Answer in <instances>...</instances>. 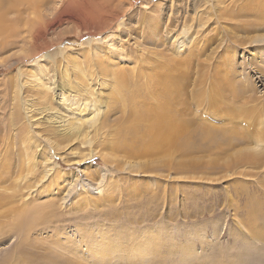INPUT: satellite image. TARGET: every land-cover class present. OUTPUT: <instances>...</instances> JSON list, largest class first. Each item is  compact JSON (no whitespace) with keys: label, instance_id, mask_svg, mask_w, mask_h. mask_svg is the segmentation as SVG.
<instances>
[{"label":"rangeland","instance_id":"obj_1","mask_svg":"<svg viewBox=\"0 0 264 264\" xmlns=\"http://www.w3.org/2000/svg\"><path fill=\"white\" fill-rule=\"evenodd\" d=\"M137 1L7 15L0 264H264V0Z\"/></svg>","mask_w":264,"mask_h":264},{"label":"bare ground","instance_id":"obj_2","mask_svg":"<svg viewBox=\"0 0 264 264\" xmlns=\"http://www.w3.org/2000/svg\"><path fill=\"white\" fill-rule=\"evenodd\" d=\"M21 1H24V0H8V2H7V0H0V36H3L4 34H6L7 33V31H8V27H7V25H6V23H7V20H6V17H7V15L11 12V11H17V9H19V2H20V4H21ZM47 1L48 0H27V2H28V4H27V6L26 7H28V6H31V7H35V6H40V4H43L44 2H46L47 3ZM8 3V4H7ZM45 4V3H44ZM42 6V5H41ZM30 8V7H29ZM27 9V8H26ZM12 25V24H11ZM16 30V29H15ZM14 37V36H13ZM17 37V36H16ZM10 38H12V36L10 37ZM5 49V47L4 46H1L0 47V51H3ZM175 65V64H174ZM177 69V68H176ZM171 70H173V69H171ZM175 72L173 71V73L171 72V73H168L169 75H172V74H174ZM176 74H179V77H178V80L176 79V80H170L168 83H170L171 81H174V82H172V83H170L169 84V86L171 85V87L173 88V87H175L177 84H180L181 82H180V72H177ZM168 75V76H169ZM184 76V75H183ZM169 78V77H168ZM184 80V79H183ZM185 81V80H184ZM39 85V84H38ZM178 88V87H177ZM180 88V87H179ZM173 91V92H172ZM172 91H165L164 92V102L167 104H165V107L163 108V109H156L155 111H153V113H152V115L151 116H153L152 118L153 119H157L158 121L156 122V123H152L151 125H150V129H151V131L152 132H154V128H152L155 124H157L158 123V125H155V127H157V129H160V134H158L157 136H160L161 137V142H163V141H167V140H169L170 139V142L172 141L171 139H173L174 138V136H178V134L177 133H179V131L181 130L180 128H182L183 127V125L181 126V124L180 125H178L179 123L177 122V120L179 121V119H178V117L182 114V109L179 107V109H177L176 107L174 108V109H170L169 108V105L171 104V101H172V99H174L173 98V94H175V96L178 98V92L177 91H175L174 90V88L172 89ZM169 94H168V93ZM173 93V94H172ZM177 94V95H176ZM174 96V97H175ZM180 96V95H179ZM129 97V96H128ZM135 98L136 97H134V96H130L129 97V100H130V102H134L135 101ZM175 100H176V98H175ZM63 101V100H62ZM71 106V105H70ZM72 107V106H71ZM177 110V111H176ZM82 111H84V110H82ZM176 115H178L177 116V118H175V117H173V116H176ZM51 119H53V118H51ZM56 120L57 121H53V122H55L56 124H64V123H68V121H66L63 117H59V116H57L56 117ZM173 120L174 121H176V122H173ZM76 127H74V129H76L77 127L78 128H80L82 125L79 123V121L78 122H75V123H73ZM183 124V123H182ZM172 128V129H171ZM74 131V130H73ZM163 131V132H162ZM182 131V130H181ZM76 132V131H75ZM74 132V133H75ZM72 135V134H71ZM158 138V137H157ZM160 139L158 140V142H155V144L152 142V140H151V142H152V144H154V145H152V146H158L159 144H160ZM151 142H150V144H151ZM169 142V143H170ZM173 142V141H172ZM165 143V142H164ZM177 143L178 142H176L175 144L177 145ZM166 144V143H165ZM172 144H174V143H172ZM155 146V147H156ZM151 147V146H150ZM167 148V147H166ZM152 149H153V147H152ZM155 149H157V148H155ZM158 150V149H157ZM157 150H155V151H157ZM152 151V150H151ZM4 171H5V173L4 174H2V176H1V178H0V185L2 184L3 186H4V184H6V182H7V172H8V167L7 166H5L4 168ZM4 175V176H3ZM73 185H75V184H73ZM7 199H9V194H6V193H0V203H6V200ZM34 212H36V211H34ZM36 214H38V213H35L34 215H36ZM38 217V216H37ZM34 219H36V218H34ZM34 222V221H33ZM31 223V222H30ZM30 223H28V224H30Z\"/></svg>","mask_w":264,"mask_h":264},{"label":"water","instance_id":"obj_3","mask_svg":"<svg viewBox=\"0 0 264 264\" xmlns=\"http://www.w3.org/2000/svg\"><path fill=\"white\" fill-rule=\"evenodd\" d=\"M156 1L157 0H138L137 2L132 4L131 8L127 12V15L131 14L132 12L137 10L138 8L143 9V10H148L155 5ZM127 15H126V17H127Z\"/></svg>","mask_w":264,"mask_h":264}]
</instances>
